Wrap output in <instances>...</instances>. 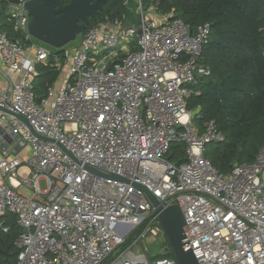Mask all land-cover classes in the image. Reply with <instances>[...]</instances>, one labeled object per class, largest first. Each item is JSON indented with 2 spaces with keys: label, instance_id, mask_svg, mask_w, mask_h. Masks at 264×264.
<instances>
[{
  "label": "built area",
  "instance_id": "built-area-1",
  "mask_svg": "<svg viewBox=\"0 0 264 264\" xmlns=\"http://www.w3.org/2000/svg\"><path fill=\"white\" fill-rule=\"evenodd\" d=\"M122 1L136 4L137 28L105 16L76 46L55 50L30 36L22 1L0 0L16 35L0 30V109L9 112L0 111V231L14 215V264H177L164 257L168 246L155 261L136 249L146 235L166 240L146 192L179 206L198 264H264V147L223 174L204 151L225 136L212 120L195 125L187 110L190 87L210 74L200 59L211 25L156 21L145 17V0ZM39 65L63 77L36 102ZM173 143L184 146L180 164L165 159ZM133 232L142 235L129 245Z\"/></svg>",
  "mask_w": 264,
  "mask_h": 264
},
{
  "label": "trees",
  "instance_id": "trees-1",
  "mask_svg": "<svg viewBox=\"0 0 264 264\" xmlns=\"http://www.w3.org/2000/svg\"><path fill=\"white\" fill-rule=\"evenodd\" d=\"M145 3L153 4L159 16L180 19L191 29L211 25L209 41L200 59L210 74L190 87L187 110L195 113L198 125L212 120L225 136L224 142L211 143L204 151V157L219 172L227 174L236 164L254 162L264 147V0H145ZM105 16L122 20L127 16V7L122 0H109L85 31ZM0 20V30L16 37L3 13ZM36 70L33 90L36 102H40L48 96V89L56 83L60 72L42 65ZM165 159L174 164L184 162V146L171 144ZM2 220L8 232L0 231V264H14L18 253L14 242L21 230L14 215L7 214ZM164 257L174 259L171 252Z\"/></svg>",
  "mask_w": 264,
  "mask_h": 264
},
{
  "label": "water",
  "instance_id": "water-1",
  "mask_svg": "<svg viewBox=\"0 0 264 264\" xmlns=\"http://www.w3.org/2000/svg\"><path fill=\"white\" fill-rule=\"evenodd\" d=\"M10 4L18 5L21 1L28 12L30 21L28 23V33L37 42L61 50L85 31L91 21H96L99 11L102 10L100 1L97 0H71L69 4L63 6L62 0H5ZM57 6V8H55ZM79 20L83 24H79ZM125 29H129L128 23L124 24ZM140 29L136 30V34ZM190 35L194 36L195 31L190 30ZM1 112H9L0 109ZM20 121L28 126V122L22 116L15 115ZM90 172H96L87 168ZM115 178V177H111ZM146 192V191H145ZM147 196L156 208L153 215L157 216L168 244L170 251L177 264H198L183 231L184 217L178 205L164 207L158 203L149 193ZM0 254L2 250L0 249Z\"/></svg>",
  "mask_w": 264,
  "mask_h": 264
},
{
  "label": "rangeland",
  "instance_id": "rangeland-1",
  "mask_svg": "<svg viewBox=\"0 0 264 264\" xmlns=\"http://www.w3.org/2000/svg\"><path fill=\"white\" fill-rule=\"evenodd\" d=\"M3 1H5V0H3ZM5 6H6V3L2 2V7H3L4 11L7 12L8 9H6ZM145 9L148 10L145 12V17L156 20V21L160 20L161 16H159L158 13L154 11V9H151V7L149 8L146 5H145ZM4 11H3V13H5ZM126 17H127L126 19L128 21H130L134 25L135 28L138 27L140 20H141V16H140V14L137 13L136 4L133 3L132 1L128 2L127 16ZM0 22H1V20H0ZM136 35L134 37H130L128 42L134 43L136 40ZM81 37H82V34L79 35L75 41H73L70 44H68L67 46H65V48H72V47L76 46L79 43ZM35 42L38 45L41 44L37 41H35ZM118 49H119V46L116 48L110 49L106 53H109L111 51H118ZM62 77H63L62 75L59 76V78L57 79L56 83L53 86L54 89H56L58 87V85L62 82ZM193 122L195 125L198 126V123L196 122V120H194ZM209 150H211V147H209ZM39 189L41 191H44L46 189V184L43 180H41L39 182ZM18 191H19V193H21L22 195H24L27 198H34L36 200L41 199V197H34L33 192L31 190L27 189L26 187H21ZM141 235H142V233L140 234L138 232L131 233L129 238L127 239V244L132 245ZM166 247H167L166 240H164L163 238H155V237H152L150 235H146L145 237H143L141 242H137V248L136 249L140 250L142 252L143 251L146 252L149 259L151 261H155V260H158L160 258H163V251ZM105 264H108V262Z\"/></svg>",
  "mask_w": 264,
  "mask_h": 264
},
{
  "label": "flooded vegetation",
  "instance_id": "flooded-vegetation-1",
  "mask_svg": "<svg viewBox=\"0 0 264 264\" xmlns=\"http://www.w3.org/2000/svg\"><path fill=\"white\" fill-rule=\"evenodd\" d=\"M70 1H71V0H62V5L65 6V5L69 4ZM96 1H97V0H93V1L91 2V4H94ZM99 1H100L101 6H102V10L99 11L98 16L103 12L104 7L109 3V0H99ZM55 8H57V6H56ZM79 24H83V22H82L81 20H79ZM90 24H91V22H90ZM90 24H89V25H90ZM89 25H88V26H89ZM88 26H85V29H86Z\"/></svg>",
  "mask_w": 264,
  "mask_h": 264
},
{
  "label": "crops",
  "instance_id": "crops-1",
  "mask_svg": "<svg viewBox=\"0 0 264 264\" xmlns=\"http://www.w3.org/2000/svg\"><path fill=\"white\" fill-rule=\"evenodd\" d=\"M5 16L6 14L3 13ZM157 14V13H156ZM127 18V17H125ZM160 18V17H159ZM162 19H164L163 17L160 18L159 21H161ZM7 87V82L6 80L4 79V77L2 76L1 72H0V89H5Z\"/></svg>",
  "mask_w": 264,
  "mask_h": 264
}]
</instances>
